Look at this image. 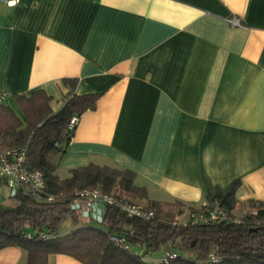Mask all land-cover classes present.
<instances>
[{"label": "crops", "instance_id": "obj_1", "mask_svg": "<svg viewBox=\"0 0 264 264\" xmlns=\"http://www.w3.org/2000/svg\"><path fill=\"white\" fill-rule=\"evenodd\" d=\"M67 77L98 98L60 177L118 164L153 199L198 205L238 179L237 210L264 200V0H0V93L23 123L15 94L43 88L57 111ZM0 264L29 263L6 246Z\"/></svg>", "mask_w": 264, "mask_h": 264}, {"label": "trees", "instance_id": "obj_2", "mask_svg": "<svg viewBox=\"0 0 264 264\" xmlns=\"http://www.w3.org/2000/svg\"><path fill=\"white\" fill-rule=\"evenodd\" d=\"M64 81L70 90L57 111L43 88L15 94L25 123L0 101V146L25 147L27 166L44 179V187L34 194L16 186L10 191L13 203L0 202V249L22 248L29 264L46 263L55 253L85 264H264V200L248 199L244 209L237 210L238 179L225 189L212 188L206 202L196 205L179 198H149L146 186L137 184L136 173L118 164L90 162L60 177L59 159L75 127L69 128L68 120L94 108L98 98V93H75V78ZM94 188L152 214H128L117 203L105 202L100 217L89 214L92 221L84 220L74 202L81 191ZM215 206L224 216L212 220L209 213ZM185 212L187 220L180 221ZM67 216L74 226L60 231ZM111 235L125 238L127 246ZM165 245L175 249L158 261L147 260Z\"/></svg>", "mask_w": 264, "mask_h": 264}, {"label": "built area", "instance_id": "obj_3", "mask_svg": "<svg viewBox=\"0 0 264 264\" xmlns=\"http://www.w3.org/2000/svg\"><path fill=\"white\" fill-rule=\"evenodd\" d=\"M7 3H15L16 0H3ZM231 22H236L232 18ZM3 99L0 93V101ZM77 117L71 116L68 120V127L73 128L76 124ZM26 148L25 147H9L2 148L0 146V182L4 180L11 188L16 186L23 187L26 191L35 193L44 187V179L39 170L31 169L26 164ZM105 202L117 203L119 207L125 210L128 214H152V212H145L141 206L132 204L128 201L116 200L110 194H104L99 189H84L80 192L79 198L74 202L80 208L88 209L89 214L100 212ZM204 203V202H203ZM101 207V208H100ZM210 219H217L223 217L224 213L220 207L215 206L209 213ZM202 216V215H201ZM111 239L123 246L126 245L125 238L118 235H111Z\"/></svg>", "mask_w": 264, "mask_h": 264}, {"label": "rangeland", "instance_id": "obj_4", "mask_svg": "<svg viewBox=\"0 0 264 264\" xmlns=\"http://www.w3.org/2000/svg\"><path fill=\"white\" fill-rule=\"evenodd\" d=\"M10 191H11V187L4 180H2L0 182V202L2 204H11V203H13V199L10 197ZM75 206L78 207V205H75ZM101 212H102V208H101L100 212H97L95 214L93 213V218L100 217ZM81 213L84 216V220H91L88 217L89 212H88L87 208L81 207ZM179 220L180 221L187 220V212L181 214L179 216ZM73 226H74V223L72 222L71 217L67 216V217H65V219L61 223V225L59 227V230L60 231L69 230ZM173 249H175V248L171 247L169 245H165L160 250H158L156 253L152 254V256L147 257V260L148 261H158L160 259V257L162 256V254L166 253L167 251L173 250Z\"/></svg>", "mask_w": 264, "mask_h": 264}]
</instances>
